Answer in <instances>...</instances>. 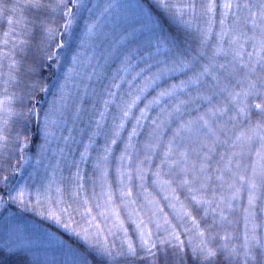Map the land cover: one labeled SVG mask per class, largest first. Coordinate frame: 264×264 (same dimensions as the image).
<instances>
[{"label":"snow or ice","instance_id":"obj_1","mask_svg":"<svg viewBox=\"0 0 264 264\" xmlns=\"http://www.w3.org/2000/svg\"><path fill=\"white\" fill-rule=\"evenodd\" d=\"M159 5L168 11L176 9L181 17L185 14V9L193 15L197 11L194 2L180 5L169 3L168 0H159ZM85 7L83 0H16L15 3L0 0V19H3L7 26L0 37V68L4 67L5 61L8 68L7 72L0 71V77H3L0 83L5 93L0 96V156L3 157L0 170L7 171L10 166L15 167L7 163L10 159V145H19V160H24L23 150L29 138L24 136L23 132L33 117L37 120L40 118L39 110L31 101L35 99L37 91H49V85L40 79V69L47 61L59 63L60 50L65 46L63 36L70 33L76 15L73 9L79 11ZM216 7L215 0H206L200 5V14L206 15L208 20L207 26L201 32V48L198 55L201 58L206 57L207 63L197 67V57L174 60L171 67L164 64L157 72L144 77L142 84L133 89L131 85L144 72V69H140L126 81L130 86L129 90L118 94V91L111 89L119 90L120 82L125 81L126 75L133 67L131 56L125 55L120 69L112 77L115 83L109 86L108 99L103 102L104 110L100 112L95 130L80 154V163H86L89 149L95 143L93 137L101 135L105 114L109 105L115 103L119 109V122L114 118L110 135L105 134L102 154L95 159L94 167L99 172L97 179L100 192L95 191L94 180L93 197L97 200L94 207L101 209L99 215L105 216L106 219L108 215L113 218L112 227L108 231L113 236L116 231H122L124 236L119 248L114 242L110 243L107 236L102 242H97L98 250L106 257L100 264H121V258L122 264H137V261L161 264L160 254L163 253L167 257L169 249L173 257L172 264H189V256L193 264H217L222 250L227 253L225 259L228 264H233L236 257L241 258L240 264H264V237L257 236L255 223L252 224L251 232L247 229V220L253 215L249 210L259 198L264 197V0H245L244 3L239 0H224L219 21L220 30L215 33L216 42L212 45L211 54H208L205 48L213 34ZM60 20L63 21L62 25ZM94 28V24H89L87 34H92ZM72 62L73 67L65 73L64 81L57 90L60 95H54L52 104L43 113L45 143L48 142V137L53 135L51 126L57 124V116L63 115L62 109L66 104L65 85L75 71L74 66L79 63L78 54L73 55ZM146 67L151 68V65ZM185 69L191 70L192 74L179 83L161 87L156 95L140 108L139 115L134 117L135 124L128 134L125 148L118 158L120 164L116 171L120 203L128 209L127 217L132 220L138 235L137 244L128 236L119 205L115 203V193L108 182L109 156L113 152L112 146L117 144L125 128V122L133 116V109L141 102L142 97L147 99L144 96L147 90L157 85L168 73ZM120 72L125 75H120ZM10 87L19 91L9 93ZM16 104H19V108ZM153 107H159L160 111L151 120L149 139L144 144V159L138 160L135 168H132L130 165L133 156L128 149L134 148L133 137L138 135V130L143 127L141 122L148 119V113ZM193 108L197 112L194 117L191 115ZM201 108L203 111H200ZM254 111L257 116L255 122L252 119ZM244 120L248 121L247 125L237 132V127ZM10 123L17 125L14 134L9 127ZM173 123L176 127L165 143L166 130ZM161 147L163 152L160 163L155 171H151L150 167L146 168L144 165H151L152 156L156 155V150ZM221 147L225 151L217 153V149ZM253 154L255 158L246 163L247 157ZM216 155L219 159L214 160ZM125 161L128 162V167H125ZM76 169L75 188L82 190L84 177L80 174L79 164ZM150 171L154 177L153 185L165 193L164 198L169 199L168 194H171L168 206L175 211L177 218L183 220L188 217L194 224L196 218L192 215V210L179 201L177 189L186 188L191 200L196 205L203 206L205 216L209 211L218 212L221 221L225 219L224 209L231 208L232 201L246 190L249 205L246 212L249 216L245 218L246 230L243 244L240 246L243 251L241 252L237 245L229 246L227 234L223 237L224 243H215V235L218 234L213 231L216 227L215 217L204 229H200L199 224H196L198 242H193L190 236L187 243L182 240L177 226L171 224L159 202L144 187L146 174ZM133 172L140 181L146 203L155 209L147 220L142 215L143 209L135 207L137 201L132 198ZM9 179L8 175H3L0 177V184L7 188ZM217 187L221 189L219 193L215 191ZM209 189H212L211 195ZM73 194L79 196V191ZM18 196L23 197V192L18 193ZM9 199L16 197L11 196L9 192ZM0 201H3V196H0ZM83 204L85 213L91 215L92 207L88 206L87 196L83 197ZM158 214L163 217V230L166 233L163 236L158 235L162 228L161 220H153ZM153 222L156 232L148 227ZM184 231L189 230L185 228ZM82 264H88L87 260ZM163 264H168V260L165 259Z\"/></svg>","mask_w":264,"mask_h":264},{"label":"trees","instance_id":"obj_2","mask_svg":"<svg viewBox=\"0 0 264 264\" xmlns=\"http://www.w3.org/2000/svg\"><path fill=\"white\" fill-rule=\"evenodd\" d=\"M9 3H15L16 0H7ZM137 2L144 6L150 12L152 19L146 17V14L140 10L138 7V11L135 9L137 5L135 4V8H127V10L131 11V14L128 13L125 22L127 26H124V29L121 30L122 24H117L119 29L115 30L111 33L107 39L103 38L104 35L107 34L106 31L100 36V43L103 46L104 54L106 55L101 58V61L106 59V62L110 60L109 63H112L113 58H117L115 54V44L119 38L125 37L127 33L133 35V38L130 37L127 40L126 51L125 54L131 56V63L134 64L136 61L140 59L147 60L148 64L150 63L151 68L144 74H142L141 78L136 79L131 88H136L138 85H141L144 77L149 76L152 73L157 72L158 70V60L162 59L160 66L164 64H168L169 67L172 66V62L179 61L182 58H192V53L200 52L201 48V39H202V29L207 26L208 17L206 15L200 14V5L205 3L206 0H168L169 3L175 4H186V3H195L197 6L196 14L193 15L188 10H184L185 14L183 17L176 11V9H172L171 11L165 10L160 7L159 0H137ZM224 0H215L217 5L215 9V23L213 25V34L210 39L209 44L206 46L205 51L208 54H211L212 45L216 42L215 33L220 30V18L221 12H223L222 4ZM240 3H244L245 0H239ZM71 6V5H69ZM141 6V7H142ZM126 8V7H125ZM76 12L74 22L72 25V29L70 33H66L63 36L65 41V46L60 50V55L58 57L59 63L56 61H47L45 66L40 69V79L49 85V91L47 93L37 91L36 97L31 101L32 104H35L36 108L40 112V118L37 120L36 118H32L27 126V129L23 132L24 136L29 138L27 146L24 148V160L20 161L19 156V145L13 144L10 145V159L7 161L9 165L15 167H9L7 171L0 170V177L3 175H8L10 177L7 188H5L2 184H0V196H3V201L5 202L7 196L9 195L10 190L14 185L18 182L21 173L24 169V163L26 157H32L33 160H36L37 157H46L51 161V164L55 167V161L58 157H62L61 171L58 173V176L61 180H57V176L55 180L61 184H66V174L65 168L67 167L72 173L75 172L76 165L79 164L80 174L84 177L82 183L84 184L85 196L89 195L92 199L93 188H94V180H95V191L97 193L100 192V183L97 179L99 172L94 167L95 159L99 154H102L103 146L105 144V134H109L112 129V123L115 118L116 122H119V109L116 107V104H110L107 113L105 114L104 126L101 135L93 137L95 143L89 149V158L86 163H80V154L84 151V145L88 143L89 136L95 130V123L99 119V114L104 110V100L108 99L107 91L109 89V83L106 81H99L96 79L95 74H92L90 70H86L87 72L79 71L78 76L72 79L71 87H65V92H68L69 95L65 97L66 99V108L62 110L63 115L57 116V131L55 132L59 140H62L63 135H70L72 137L73 148H76V151L73 152V149H68L65 152L59 153V149L62 147V144L59 141L58 143H54L53 149L45 150V138L43 135V113L46 109L50 107L52 104V100L54 95H58L59 85L64 81L65 73L68 72L70 67H73L72 57L73 55H77L84 48L83 46L87 44L88 37V25L91 24L90 20L87 17V13L85 8H81L79 11L73 9ZM136 12L139 14L141 19L134 20L133 13ZM112 15V14H111ZM108 19V18H107ZM133 20V21H132ZM229 23L231 22V16H229ZM59 23L62 25L63 21L60 20ZM145 28L146 32L135 33L133 31L139 28ZM250 27V25H249ZM7 26L3 19H0V37H2L3 32L6 30ZM105 30V29H104ZM113 30V28H112ZM132 30V31H131ZM114 38V40L112 39ZM97 40H95V43ZM106 44V45H105ZM159 49V51H157ZM248 50L251 48L249 46ZM197 56V54H196ZM20 58L19 56L17 57ZM84 58V57H83ZM120 58V56H119ZM85 59V58H84ZM139 63L133 71L138 72L142 69V65ZM85 63V61H82ZM106 65V64H105ZM7 61L4 62V67L0 68V71L7 72ZM192 73L191 70L185 69L183 71H174L168 73L162 80L158 81L157 85H153L150 87L144 96L147 99L142 97L141 102L137 104V106L133 109V116H130L129 119L125 122V128L121 132L120 137L117 140V144L113 145V152L109 156L108 162V182L111 184L112 189L115 193V203L119 205L121 219L124 221V227L128 229V236L131 239L139 244L138 235L135 230V226L132 223V220L128 219L126 209L120 203L119 197V179L117 174V167L119 166V156L121 152L125 148V144L127 142L128 134L132 130L133 125L135 124V116L139 115L140 108L144 107V104L147 100H150L156 93L159 91L161 87H166L172 83H179L180 80L186 79ZM94 75V78H93ZM3 77H0L2 80ZM67 83H69L67 81ZM70 85V84H69ZM130 86L127 82H125L121 86V91L126 93L129 90ZM3 85L0 83V96L5 95L2 91ZM9 93L13 91L18 92L19 90L16 88H9ZM121 94V93H120ZM127 98V97H125ZM119 100V95L117 97ZM19 108V104L15 105ZM160 111L159 107H153V109L148 113V119L142 121L143 127L138 130V135L133 137L134 148H129L128 152L132 154L133 161L130 165L132 168H135L136 162L138 160L144 159L145 150L144 144L149 139V132L152 128L151 120L153 117L157 116V113ZM203 111V108L200 109ZM197 114L196 110L193 108L191 111V115L194 117ZM187 119V115L185 116ZM253 122L257 119L255 111L253 112ZM248 123L247 120H244L241 123L236 131L238 132L240 128L246 126ZM67 126V127H66ZM9 127L12 129L13 134L17 130V125L14 123H10ZM176 127V124L173 123L168 126L166 130V135L164 137V142L166 143L168 137L171 136L172 130ZM53 129L51 128V131ZM43 146V147H42ZM259 146L258 144L256 145ZM225 149L223 147L217 149V153L223 152ZM163 147L156 150V155L152 156L151 165L145 163V167H150L151 171L156 170V166L160 163V158L162 156ZM254 152V150H253ZM151 155V153H148ZM254 154L247 157L245 160L246 163L250 162L254 159ZM219 159V156H214V160ZM3 161V157L0 156V162ZM19 161V163H18ZM128 162L125 161V167H128ZM58 171V169H57ZM151 171L146 174V180L144 182V187L148 189L151 193L152 197H155L159 202L160 206L163 208V212L167 214L168 220L171 224L176 225L178 231L181 234V239L186 243L188 241L189 236L192 238L193 242H198L197 236V228L196 224H199L200 229H204L208 224L212 223L213 218L216 219V227L214 228V233H218L215 235V243L217 245L224 243L223 237L227 234L229 246L237 245L239 250L242 252L243 248L240 247L243 244L244 234L246 230V216H249V213L246 212V209H249L248 205V193L246 190L242 191L240 196L232 201L231 208H225L224 214L225 219L223 221L220 220L219 214L212 213L209 211L208 215H204L203 206L196 205L192 200L186 188L177 189V195L179 196V201H182L185 205H187L192 210V215L196 218V224L192 222V220L188 217H185L183 220L177 218L175 211L168 206L169 200L171 199V194L169 193V199H165V193L161 192L159 188L153 185L152 181L154 177L151 175ZM165 171L167 169L165 168ZM250 171V169H249ZM57 173V172H56ZM48 172L45 171V175ZM167 178V177H165ZM213 183L218 184V182L213 181ZM133 196L137 201L135 207L140 206L143 209L142 215L147 220L152 216V212L155 210L151 205H148L144 199V193L140 188V181L136 178L135 173L133 172V180L131 182ZM175 186V185H173ZM78 191V190H77ZM80 191V190H79ZM212 189H209V195H211ZM216 192H220L221 189L217 187L215 189ZM225 195H227V189L224 190ZM259 195V194H258ZM84 196V195H82ZM151 198V197H150ZM95 198L89 202V206L92 207V213L101 211V209H97L94 207L97 200ZM77 201V200H76ZM77 206L79 208V202L77 201ZM215 207V205H213ZM177 209H179V203H177ZM264 197H261L257 200L255 206L250 209L253 213L252 216H249L247 220V229L251 232L252 224L255 223L257 225L256 233H262L264 231ZM4 210V207L3 209ZM2 212L0 211V215ZM31 215V214H30ZM95 215V214H94ZM32 216V215H31ZM159 218L161 220L162 228L159 231L158 235L163 236L166 233L163 228V217L158 214V217H154L153 220ZM83 219L85 222L91 219L88 214L83 215ZM113 218L108 215L106 219L104 216H99V220L101 221L102 227L99 225L97 230L98 240L97 242H102L104 237H108V241L110 243H115L117 248H119L121 241L123 240L124 233L122 231H116V235L110 236L109 228L112 227L113 222H111ZM109 221V223H107ZM46 226L57 234V236L64 240L67 244L73 247L85 261L87 260L88 264H100L101 261L106 260V257H103L98 250L97 243L90 245L87 241L89 238L81 237V234L67 232L62 230L59 227L52 225L51 223H46ZM148 227L152 228L153 232H156L155 223H151ZM187 228L189 231L185 232L184 229ZM227 253L226 251L221 252V255L217 258V264H228L225 259ZM167 259L168 264H172L173 257L171 250L169 249L167 257L160 254L161 264L163 261ZM240 257H236L233 264H240ZM189 264H193L191 256L188 258ZM0 264H44L40 259L36 258L34 254L24 250H15L9 249L4 245H0ZM122 264V258H121ZM137 264H145L144 261H137Z\"/></svg>","mask_w":264,"mask_h":264},{"label":"rangeland","instance_id":"obj_3","mask_svg":"<svg viewBox=\"0 0 264 264\" xmlns=\"http://www.w3.org/2000/svg\"><path fill=\"white\" fill-rule=\"evenodd\" d=\"M83 3L86 5L84 13L89 10L87 17L91 21L90 23L95 25V28L92 34H88L87 44L83 46L84 48L78 54L79 63L74 66L75 71L69 76V83H66L65 87H71V84L74 83L70 81L78 76L79 71L83 73L87 72L86 70H90L92 74H95L96 79L106 81L110 86L115 83L112 77L120 69L123 58L126 55L125 51L128 41L125 39L129 38L130 33L116 41L115 54L117 58H113L112 63H109L110 60L106 62V59L101 61V58L103 56L106 57V55L103 51L104 45L101 46L102 43H100V36L106 31L107 34L103 38L107 39L111 33L120 28L117 27V24L119 26L122 24L120 29L123 30L124 26H127L125 19L128 13L131 14V11L127 10V8L131 7L134 9L135 4L137 5V8H135L137 11L138 7H140L146 17L152 19V16L137 0H83ZM139 14L133 13L134 20L141 19ZM133 32H146V29L143 27ZM130 37L133 38V35H130ZM112 39L114 40L113 37ZM95 40H97L96 43ZM198 54L196 52L192 53V57L198 58L197 67L208 62L206 57L201 58ZM140 60L144 63L142 65V69H144L142 74H144L149 70L146 65H150V63L148 64L145 59ZM140 60L132 64L133 67L130 73L126 75L125 81L120 82L121 86L132 78V74L135 73L133 69L139 63H142ZM82 61H85V63ZM161 62L163 61L159 58L158 69L164 66H160ZM120 75L125 74L120 72ZM141 77L142 75L138 78ZM111 90L118 91V94H123L121 88L119 90ZM65 93V97L69 95L68 92ZM59 95L60 93L57 96ZM56 127L57 125L51 126L53 135L48 137V142L45 143L44 147L45 150L53 149L54 143L61 141L62 147L59 149V153L68 149H73L72 151L75 152L76 148H73L72 137L69 134L63 135L62 140L55 137L57 135L55 133L57 131ZM62 159V157H58L54 167L46 157L39 156L36 160H33L32 157L25 158L23 172L19 180H17L18 182L10 190L11 196L16 197V199H9L8 195L6 201L0 203V211L2 212L0 215V245H4L9 249L31 252L44 264H82L84 260L80 254L46 226V223L49 222L67 232L81 234V237L89 238L87 242L90 245L97 243L99 231L97 227L99 228V225L102 227L101 221H98L100 211L88 215L91 219L87 222L83 219V215L86 214L85 205L83 204L85 193L75 188V173L77 170L72 173L67 167L65 168L66 184H61V181L58 183L55 180L56 176L57 180H61L58 173L62 169ZM45 171L48 172L47 175H45ZM77 190L79 191V196L73 194ZM21 191L23 192V197L18 196ZM87 197L89 202H91L93 194L92 199L89 195ZM76 200L79 202V208ZM94 200L96 201V198ZM3 207L4 210H1ZM109 234L112 236L110 232ZM256 234L259 237H264V231L261 234Z\"/></svg>","mask_w":264,"mask_h":264}]
</instances>
